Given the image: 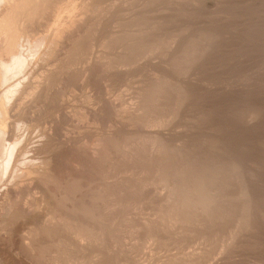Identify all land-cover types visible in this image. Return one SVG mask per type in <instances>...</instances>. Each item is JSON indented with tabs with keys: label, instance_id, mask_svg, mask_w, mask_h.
Masks as SVG:
<instances>
[{
	"label": "rangeland",
	"instance_id": "obj_1",
	"mask_svg": "<svg viewBox=\"0 0 264 264\" xmlns=\"http://www.w3.org/2000/svg\"><path fill=\"white\" fill-rule=\"evenodd\" d=\"M54 1L38 12L34 22L26 23L29 30L35 26L22 39L26 48L40 34L54 29L56 15L68 20L82 12L89 22L72 50L63 52L58 61L60 44L46 49L48 54L39 63L46 64V72H54L45 86L60 105L56 101L57 108L55 104L46 107L39 102L36 109L42 121L61 122L63 132L71 136L87 141L119 136L121 145L114 144L93 166L92 185L95 192L106 186H127L132 195L124 197L121 205L116 204L118 196H110V205H116L97 221L98 232L103 229L114 242L133 246L138 251L136 258L141 259L137 263L133 255H122L116 249L119 252L104 251L99 261L86 255L85 261L209 264L221 252L220 264H264V0H138L125 10L100 0ZM49 60H54L50 66ZM103 99L114 106L108 114L95 117L85 112L91 106L97 108ZM140 101L146 102L137 112L140 117L135 122L121 120L124 109ZM60 107L68 115L67 122L60 117ZM154 119L160 126H147ZM157 132L170 138L163 149L181 171L199 167L208 176L206 182L211 178L216 184L208 183L220 201H215L218 208L215 204L210 208L214 215L210 211L200 216L190 213L179 217L172 229H165L169 225L165 194L174 179L164 174V163L152 162L147 156ZM46 168L40 171L49 174ZM251 185L255 189L253 208L246 195ZM40 209L49 213L46 218L54 217L55 210L64 211L47 202L40 203ZM143 217L155 219L160 229L152 253L144 247L148 229L141 225ZM54 220L62 221L59 216ZM38 235L39 252L54 247L52 236ZM61 239L70 241L72 234L64 231ZM73 255L56 254L58 264H69L72 257L75 263L82 257ZM17 263L31 264L24 259L14 260Z\"/></svg>",
	"mask_w": 264,
	"mask_h": 264
},
{
	"label": "bare ground",
	"instance_id": "obj_2",
	"mask_svg": "<svg viewBox=\"0 0 264 264\" xmlns=\"http://www.w3.org/2000/svg\"><path fill=\"white\" fill-rule=\"evenodd\" d=\"M50 1L52 0H0V264H13L14 260L17 259L29 260L31 264H58L59 260L56 254H59V256L61 254L73 255L74 252L76 255L81 254V258L90 255L88 257L93 256V260H96L97 258L100 259L103 253L105 254L104 251L112 253L116 249L122 255L123 252H126L129 256L133 255L136 262L139 263L141 259L136 258L137 250L133 246L121 244L118 241L114 242L107 237L101 228V231L98 232L99 226L97 224L99 222L97 223V221L105 214V210L122 203L124 197L132 195V192H129L126 188L127 186L120 188L115 185L112 189L106 186L95 192V187L92 185L93 166L99 161V158L105 157L108 151L114 149V144H120L119 136L99 138L95 140L97 141V145H95L94 140L87 141L77 136V138L71 136L70 132H63V126L59 121L51 124H48L47 121H42L40 110L36 109V106L41 102L48 107L54 104L56 106V101H58V98L56 99L54 95L50 94L48 86H45L52 73L54 76V72L50 70L46 72V64L42 65L39 63L40 59L44 58V54H48L46 49L53 43L60 44L61 53H58L56 58L66 50L69 51L73 43L80 38L83 29L89 22V20H85L82 12L70 17V19L68 18V20H61L60 15H56L55 18L56 20L58 19V23L56 22L57 25H55L54 29L52 27L48 33L40 34L35 40L36 42L29 44L26 48L22 39L28 32H33L35 27L29 30L31 27L26 25V23L33 21L39 11L47 6L49 7L52 3ZM55 1L54 4L56 3ZM100 1L101 3L108 2L112 8L117 7L125 10L126 8L131 9L138 0ZM31 25L33 26V24ZM27 27L28 29H26ZM42 53L43 55H41ZM52 61L54 60L46 61L47 65L50 66ZM32 62H34L33 71L28 73L27 69H30ZM51 67L50 69L53 68ZM99 94L101 95V93ZM143 101H140L141 103L137 106L124 109L122 115H119L120 113L117 115L121 117V120L123 118L124 120L135 122L134 119L140 117H138L139 114L137 112L141 111L146 103H143ZM57 103L59 104V101ZM97 104V108L91 106V108L85 109V112L95 117L97 115L103 116L102 114L107 113L114 107L112 102L106 99L99 101ZM43 105L42 110L45 107ZM33 109L37 110L38 113H35ZM59 110L60 117L66 121L68 118L67 113L62 110V107ZM63 124L65 123L63 122ZM160 124L155 119L147 122L149 127H159ZM157 133L158 136L152 139L150 154L147 156H150L152 162L164 163V174L167 175L168 180L174 179L171 188L167 185L168 191L165 194L167 210H169V225L165 229L170 230L173 228V224L179 221V217L182 218L183 215L188 216L190 213L199 216L201 214H209L211 206L213 204L216 206L215 201L219 200H215L218 196L215 198L216 193L212 192V187L208 184L209 181L213 182L211 178L206 182L208 176L206 173L199 171V167L196 166H192L188 171H181L175 165L174 160L171 159L173 157L170 158V154L163 149L166 148L164 146L169 144L170 138L165 133ZM132 156H134L133 153L131 156L128 155L129 158ZM152 162L151 164H156ZM186 165L189 164L187 163ZM43 167L49 169V174L40 171L41 169L43 170ZM209 169L211 170V168ZM206 170L203 169V171ZM56 181L65 182V185L61 186V184L58 187L52 185V182L56 184ZM213 185L216 184L213 182ZM144 186L143 184L142 187L144 188ZM254 192L255 189L252 185L246 189V195L250 200L251 206L249 208H253L255 205L253 202ZM150 194H153V192ZM155 194L152 196L155 197ZM113 195L114 197L118 196L119 200L117 203L115 202L116 204L112 203L110 205V202H112L110 198ZM42 202H47L54 209L63 208L64 211L61 210V213L57 210L60 212L58 213L55 210L54 217L51 214L52 217L46 218L49 213L40 209V203L42 204ZM218 207L219 205H217ZM214 209L216 208L214 207ZM111 211L113 210L111 209ZM213 212L211 213L213 214ZM57 216L64 223L62 221L59 222L60 224L58 222L55 223L54 219ZM142 219L144 221L141 225L148 229L144 247H148L150 253H152L155 248L156 232H158L159 226L155 219L145 220L144 217ZM71 220L75 221V224L68 222ZM64 231L72 234L70 241L61 239V234ZM38 232L39 234L46 233L49 237H53L54 247L51 250H47L45 253L37 250L41 242L37 238L39 236ZM144 247L142 246V249ZM15 250L18 251L16 252ZM220 253L219 255L216 254L217 256H213L209 264H220L223 258ZM88 257L86 258L88 259ZM72 258H70L69 264H88L84 258L83 260L80 257V259L76 257L79 260L77 259L78 262L75 263Z\"/></svg>",
	"mask_w": 264,
	"mask_h": 264
}]
</instances>
